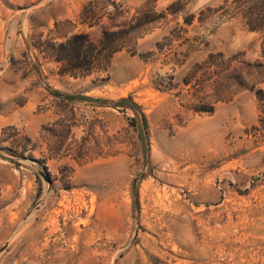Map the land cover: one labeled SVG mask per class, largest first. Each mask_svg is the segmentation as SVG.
Segmentation results:
<instances>
[{"label": "rangeland", "instance_id": "374dc122", "mask_svg": "<svg viewBox=\"0 0 264 264\" xmlns=\"http://www.w3.org/2000/svg\"><path fill=\"white\" fill-rule=\"evenodd\" d=\"M0 264H264V0H0Z\"/></svg>", "mask_w": 264, "mask_h": 264}, {"label": "trees", "instance_id": "16d2710c", "mask_svg": "<svg viewBox=\"0 0 264 264\" xmlns=\"http://www.w3.org/2000/svg\"><path fill=\"white\" fill-rule=\"evenodd\" d=\"M81 16L90 25L93 15L87 14V10L83 7ZM135 19L134 24H130V21ZM150 20H144L143 17H130L129 20L124 19L119 21L116 25V29H103L96 42L89 39L86 33H74L63 43H59L57 46L61 51L74 52L75 58H84V64L86 65L84 73L86 74L92 71L101 62H105L111 56L112 53L119 51L124 45V39L133 30L148 23ZM85 47V49H82ZM71 75L76 76L77 73ZM125 99H120L116 103H124Z\"/></svg>", "mask_w": 264, "mask_h": 264}]
</instances>
